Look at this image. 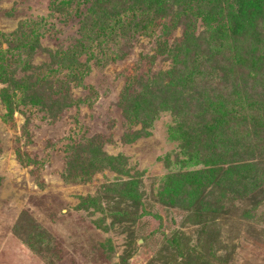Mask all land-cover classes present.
<instances>
[{
    "label": "rangeland",
    "instance_id": "rangeland-1",
    "mask_svg": "<svg viewBox=\"0 0 264 264\" xmlns=\"http://www.w3.org/2000/svg\"><path fill=\"white\" fill-rule=\"evenodd\" d=\"M63 1L65 6L68 0ZM57 6V1L0 0V49L7 48L19 22L28 20L35 24L30 25L32 29L42 28L36 24L57 15L53 12ZM89 6L67 24L51 20L53 28L43 31L41 49L34 51L30 66L44 68L54 51L76 46L81 40L80 22ZM176 18L170 14L148 19L147 28L141 27L132 36L122 32L117 35L121 41L109 39L111 50L124 47L127 53L105 66L91 63L83 84H69L64 101L55 96L56 86L42 95L28 91L21 96L16 91L13 97L8 84H0V264H164L170 255L161 243L170 231L182 232L190 246H197L202 234L199 225L181 222L199 202L201 210H211L216 216L220 239L227 246L218 253L224 264H264V163L254 166L247 161L248 154H243L232 164L212 167L207 153L194 155L197 160L204 158L197 165L186 163L185 158L193 154L184 147L187 140L180 117L163 109L162 96H153L146 106L150 115L138 120L131 118L130 100L123 97L126 85L133 89L129 95L136 96L141 82L154 84L158 92L177 87V64L198 66L205 58L208 67L210 58L218 57L222 70L235 69L230 79L237 77V67L250 65L253 80H247L249 73L243 71L239 82L247 91L254 89L264 102V0L235 3L228 17H201L193 34ZM246 31L247 36L242 35ZM200 41L205 47L196 46ZM243 42L257 53L254 63H246L250 54L235 56L240 53L232 47L246 45ZM180 59L186 62L179 63ZM203 68L199 71L204 72ZM31 71H16L15 81L22 86L32 84L28 80ZM153 99L160 111L151 108ZM83 135L100 138L109 159L122 155L127 173L116 175L106 167L85 184L63 179L66 148ZM248 143L253 144L249 139ZM257 154L254 160L264 162L263 149H257ZM128 176L138 178L141 203L150 204L136 223L114 222L81 203V197L98 196L103 187L117 182L121 196L132 204L136 200L126 194L124 185ZM34 230L46 235L45 251L36 253L29 245L37 241L27 236Z\"/></svg>",
    "mask_w": 264,
    "mask_h": 264
},
{
    "label": "trees",
    "instance_id": "trees-1",
    "mask_svg": "<svg viewBox=\"0 0 264 264\" xmlns=\"http://www.w3.org/2000/svg\"><path fill=\"white\" fill-rule=\"evenodd\" d=\"M47 1L51 3L57 1V8H53L55 10L53 12L57 15L51 16L49 20L41 21L42 24H36V26H42L37 29L30 27V25H35L31 21L19 22L18 29L10 35L12 40L7 42V48L0 49V84L7 83L8 89L12 90L13 97H16V91H20L21 96H27L28 91L42 95L45 90L47 92L49 88L56 86L58 91L55 96L59 101H64L68 98L69 84L71 82L77 86L83 84L91 70V63L105 66L115 63L127 53V49L124 47H120L117 52L109 47V39L122 40L117 37L118 33L123 32L126 36H132L141 27L147 28L146 24L150 19L174 14L178 23L189 30L187 33L193 34L192 28L197 19L206 15L218 18L228 17L231 14V7L242 0H77L76 2L68 0L65 6L63 0ZM89 3L88 13L84 12L80 22L78 32L81 40L76 43V46L72 45L64 50L60 48L54 51L50 56L51 61L44 68L30 66L34 51L37 48L41 49L40 41L45 36L43 31L52 27L51 20L56 19L59 24H67L71 17H78L80 9L83 10V7L88 6ZM88 19H91V28L87 24ZM46 32L48 33V31ZM245 33L247 31L242 32V35L247 36ZM191 36L187 35L189 41L192 40ZM243 43L246 45L238 44V47H232L233 50H239L240 54L235 56L246 57L250 54L246 63H254L258 59V56H255L257 53L247 42ZM250 45L252 44L250 43ZM196 46L201 48L204 44L200 41ZM70 47L72 48L70 49ZM185 47L190 50L187 46ZM249 49L254 53L251 54ZM207 51V48H204V55ZM226 53L224 51L223 55H227ZM207 56L209 57V53ZM81 57H85L83 62L80 60ZM192 57V54L188 55V59L191 60ZM217 58H210V66H208L210 68L205 66L207 63L205 58L204 63L203 59L200 63L195 62V64L198 63V66L177 64L176 72L179 80L176 81H178V85L169 87L166 91L163 89L162 92H158L159 89L155 88L154 84L141 82L140 91L135 93L136 96H131L129 94L132 87L126 85L123 89V97L130 100L131 118L138 120L139 117L143 119L144 115L148 117L150 114L146 110L148 109L147 103L153 96L161 95L163 109H170L180 117L179 124H181L187 140L184 147L188 151L191 150L193 154V158H185L186 163L197 165V162L203 161L204 158L199 157L200 160H197L194 155L201 153L206 155L207 153L213 161L211 166L215 167L219 164H232L237 160L238 155L248 154L245 156L248 158L247 161L254 163V166H260L259 163L264 162L259 159L254 160V157H258L257 149L264 151V102L257 98L254 89L249 88L247 91L239 82V80H243L239 78L243 71L249 73L247 80H253L250 78L252 70L248 64L239 66L237 67L239 69L237 77L230 79L229 75L235 69L231 67L222 70ZM183 61L180 59L179 63ZM186 61H188L187 58ZM192 63L194 64L193 61ZM202 66L204 72L199 71ZM31 69L33 71H31L28 80L33 82L32 84L28 83L27 86H22L21 81H15L16 71L21 70L24 73ZM212 72L218 76L211 74ZM218 80H222V82H218ZM180 88H183L182 92ZM153 104L151 108L157 111L161 110L159 104L156 102ZM46 105L44 102L43 106L46 107ZM248 139L253 143L251 147ZM101 143L102 140L98 137L91 139L84 135L80 139L73 140L65 151L66 162L63 170L64 175L61 177L68 182L85 184L90 181L93 174L106 169V167L116 175L127 173L124 168L126 166L125 158L118 155L109 159L107 154L102 151ZM251 153L254 155H250ZM258 169L260 170L259 167ZM128 177L130 180L124 182V185L127 186L126 194L136 200L132 204L121 196L122 189L119 188L117 182L103 187L98 196L81 197V203L102 214L103 218H112L114 222L120 220L136 223L139 213L144 212L145 209L148 210L150 204L141 203V196L136 190V185L140 183L138 178ZM125 203L126 205H124ZM199 203L200 206H196V209L186 212L181 222L184 223L188 220L199 225L202 234L198 235L197 246H190L189 238L182 232L170 231L166 237L162 238L161 243L162 248L166 249L170 255L164 264H224L218 253L223 252L227 246L220 239L216 216L210 212L211 210H201L203 206L201 202ZM198 211L200 212L198 213ZM16 226H13L15 234L18 233ZM27 236L39 240L35 244L29 243L36 253L46 250L47 237L43 232L34 230ZM138 238L145 241L141 235ZM42 243H45L44 247ZM176 256L182 257V259L177 261Z\"/></svg>",
    "mask_w": 264,
    "mask_h": 264
}]
</instances>
